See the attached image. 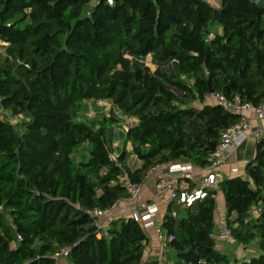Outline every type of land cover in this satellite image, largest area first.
<instances>
[{
  "label": "trees",
  "instance_id": "16d2710c",
  "mask_svg": "<svg viewBox=\"0 0 264 264\" xmlns=\"http://www.w3.org/2000/svg\"><path fill=\"white\" fill-rule=\"evenodd\" d=\"M216 1L0 0V264H57L66 246V264H154L141 224L113 218L99 237L87 210L124 197L122 175L208 167L240 116L207 95L264 102V0ZM99 102L111 114L89 119ZM245 173L219 190L230 240L256 250L217 247L209 190L164 215L166 264H264V139Z\"/></svg>",
  "mask_w": 264,
  "mask_h": 264
},
{
  "label": "built area",
  "instance_id": "2783aa9c",
  "mask_svg": "<svg viewBox=\"0 0 264 264\" xmlns=\"http://www.w3.org/2000/svg\"><path fill=\"white\" fill-rule=\"evenodd\" d=\"M3 45L5 43L0 41V48ZM206 98L207 100L215 98L225 108L238 114L240 120L221 131L219 141L211 157V163L208 167L203 168L205 174L195 182L194 191L190 192L192 190L189 189L191 187L189 182L195 181V166L190 163L173 162L151 167L146 178L155 176L156 185L153 199L150 201L142 199V183H135L127 175H122L120 182L125 186L127 194L119 198L110 208L87 210L88 214L97 219L95 225L99 237L102 236L101 231L105 230L113 219L114 210L125 203L127 204L129 216L134 221L141 224L146 232L153 229L155 236L160 241L165 242L166 235L162 228L163 219L160 216L163 213L162 206H166L167 211L172 216H176L178 205L192 206L195 202L204 199L209 190L214 191L212 196L217 199L219 185L223 179L219 167L227 161L228 154L250 132H254L260 140L264 139V130L261 128L253 129L252 118L250 117V113H253L257 119H264V102L254 106L251 103L243 102L239 97L229 100L222 94H211L207 95ZM126 121L129 124L132 122L130 119ZM116 157V154L112 155L113 159ZM214 237L217 247L221 248L223 243L230 238V231L225 225H221L218 230H215ZM70 250L71 246H66L56 253L57 264H66ZM199 264L209 263L201 261Z\"/></svg>",
  "mask_w": 264,
  "mask_h": 264
},
{
  "label": "crops",
  "instance_id": "0c3cea01",
  "mask_svg": "<svg viewBox=\"0 0 264 264\" xmlns=\"http://www.w3.org/2000/svg\"><path fill=\"white\" fill-rule=\"evenodd\" d=\"M218 31H221L222 29L219 26H216ZM211 103H216L217 100L215 98L208 99ZM250 117L252 118V125L253 129L261 128L264 130V119H257L253 113H250ZM260 139L256 136L254 132H250L247 134V136L238 144L235 146V148L228 154L227 161L219 167V172L222 175V180H225L226 178H231L235 176H245V170L246 166L249 162H251L257 153V146ZM205 174V171L202 167L195 166L194 171V178L195 181H190L191 187L189 188L190 192H193L195 188V182L198 181L203 175ZM156 185V177L151 176L144 180L142 183L143 186V193H142V199L145 200H152L153 194L155 190ZM217 213H216V229L218 230L221 225L226 226L225 217H226V207H225V201L224 196L220 192V190L217 193ZM183 205V204H182ZM189 207V206H187ZM161 218L163 219L164 215L168 212L166 206H162ZM129 211L127 208V204L123 203L118 206L113 212V218H119V217H128ZM227 227V226H226ZM149 236V242L147 244L146 248V261H152L158 262L157 264H165L166 263V253L168 250L165 246V242L160 241L156 236L153 229H150L147 232ZM231 244H234L232 240H227L223 243L224 249H229V246ZM219 248V247H218ZM165 262V263H164Z\"/></svg>",
  "mask_w": 264,
  "mask_h": 264
},
{
  "label": "rangeland",
  "instance_id": "374dc122",
  "mask_svg": "<svg viewBox=\"0 0 264 264\" xmlns=\"http://www.w3.org/2000/svg\"><path fill=\"white\" fill-rule=\"evenodd\" d=\"M211 2L213 4H217V1L216 0H211ZM216 30H217V28H216ZM147 63L152 68L154 67L153 65L150 64V56L147 58ZM104 104L105 103L99 102V104L97 106H90L89 115L87 117L89 119H92V118H95V117H102L104 115L109 116L111 114V110L112 109H110V106L109 105L105 106ZM102 106H105V108L102 107ZM4 115L7 118H9V120L13 121L14 123H16L19 120L18 118L11 117L8 114H4ZM122 122H123V124H122L121 128L126 131L129 128V122L128 121H122ZM115 146L118 149H121V148H123L125 146L128 149L131 148V144L126 140V138H125L124 135L121 136V137H119L116 140ZM130 164H131L132 167H135V166H138L139 165V162L136 159V157H132V159L130 161ZM229 250H231L232 252H234L238 258H243L245 256H250L256 250V247L255 246H250V248L245 249L243 246H237L235 244H231L229 246Z\"/></svg>",
  "mask_w": 264,
  "mask_h": 264
},
{
  "label": "water",
  "instance_id": "95a60500",
  "mask_svg": "<svg viewBox=\"0 0 264 264\" xmlns=\"http://www.w3.org/2000/svg\"><path fill=\"white\" fill-rule=\"evenodd\" d=\"M212 91V90H211ZM213 92V91H212ZM97 227L96 225H94L91 229H90V233H94L96 231ZM158 262H154V264H157Z\"/></svg>",
  "mask_w": 264,
  "mask_h": 264
}]
</instances>
